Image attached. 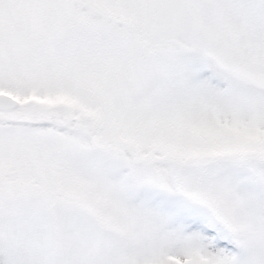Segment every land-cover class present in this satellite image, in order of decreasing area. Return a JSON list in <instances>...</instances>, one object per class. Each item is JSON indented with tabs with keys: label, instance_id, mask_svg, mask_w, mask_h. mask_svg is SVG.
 I'll use <instances>...</instances> for the list:
<instances>
[{
	"label": "snow or ice",
	"instance_id": "obj_1",
	"mask_svg": "<svg viewBox=\"0 0 264 264\" xmlns=\"http://www.w3.org/2000/svg\"><path fill=\"white\" fill-rule=\"evenodd\" d=\"M0 264H264V0H0Z\"/></svg>",
	"mask_w": 264,
	"mask_h": 264
}]
</instances>
